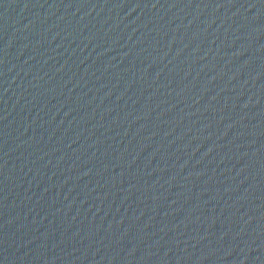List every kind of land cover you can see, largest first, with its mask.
I'll return each instance as SVG.
<instances>
[{"label": "water", "instance_id": "water-1", "mask_svg": "<svg viewBox=\"0 0 264 264\" xmlns=\"http://www.w3.org/2000/svg\"><path fill=\"white\" fill-rule=\"evenodd\" d=\"M0 264H264V0H0Z\"/></svg>", "mask_w": 264, "mask_h": 264}]
</instances>
